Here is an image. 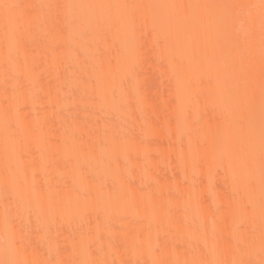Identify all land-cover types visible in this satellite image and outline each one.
<instances>
[{"label": "bare ground", "instance_id": "bare-ground-1", "mask_svg": "<svg viewBox=\"0 0 264 264\" xmlns=\"http://www.w3.org/2000/svg\"><path fill=\"white\" fill-rule=\"evenodd\" d=\"M262 4L0 0V264H264Z\"/></svg>", "mask_w": 264, "mask_h": 264}, {"label": "snow or ice", "instance_id": "snow-or-ice-1", "mask_svg": "<svg viewBox=\"0 0 264 264\" xmlns=\"http://www.w3.org/2000/svg\"><path fill=\"white\" fill-rule=\"evenodd\" d=\"M6 8H10V7H13L11 5H5ZM262 7H264V4H262Z\"/></svg>", "mask_w": 264, "mask_h": 264}]
</instances>
